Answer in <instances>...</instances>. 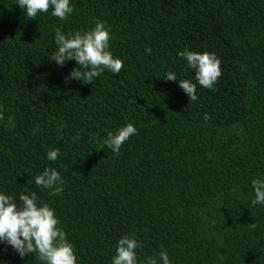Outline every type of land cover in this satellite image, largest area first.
<instances>
[{
    "label": "trees",
    "instance_id": "obj_1",
    "mask_svg": "<svg viewBox=\"0 0 264 264\" xmlns=\"http://www.w3.org/2000/svg\"><path fill=\"white\" fill-rule=\"evenodd\" d=\"M72 6L65 20L51 7L32 19L0 0V191L35 192L55 209L77 264H111L127 234L142 242L138 262L166 250L171 264H264V204L253 205L251 183L264 180V0ZM96 21L120 73L66 80L77 64L51 61L56 29ZM185 48L221 60L214 88L198 85ZM170 71L196 84L198 99L165 80ZM127 123L137 134L116 155L102 140ZM46 167L61 173V194L35 184ZM29 255L0 243V264H44Z\"/></svg>",
    "mask_w": 264,
    "mask_h": 264
},
{
    "label": "clouds",
    "instance_id": "obj_2",
    "mask_svg": "<svg viewBox=\"0 0 264 264\" xmlns=\"http://www.w3.org/2000/svg\"><path fill=\"white\" fill-rule=\"evenodd\" d=\"M27 18L35 19L38 14L47 13L51 7V15L65 20L74 11L72 0H16ZM56 50L51 61L63 66L68 61H75L77 67L70 71L66 80L87 81L92 84L105 70L119 74L123 61L114 57L109 50L111 34L104 22L96 21L88 30H76L65 34L57 28L54 36ZM151 48L145 49L151 54ZM187 61L188 67L195 70V80L199 86L212 89L222 74L221 60L213 52H194L187 48L178 52ZM178 81L179 87L189 96L190 101L198 99L196 84L187 79H178L176 74L168 72L164 78ZM209 117L205 114L204 119ZM133 123L121 126L115 132H108L102 140L116 155L129 138L137 134ZM60 150L50 149L46 153L49 161H56ZM255 192L253 205L264 204V180L253 179ZM35 184L49 190L50 196L59 195L64 191V180L61 173L54 167H46L43 172L35 175ZM59 217L55 209L47 203L38 202L35 192L20 193L18 199L0 191V243L11 246L23 259L29 254H37L44 264H77L74 246L66 238V232L58 227ZM142 242L135 234L122 236L117 243L116 253L111 264H171L166 250L159 257L146 256L138 262L137 249Z\"/></svg>",
    "mask_w": 264,
    "mask_h": 264
}]
</instances>
